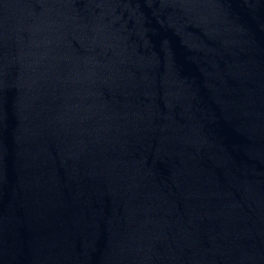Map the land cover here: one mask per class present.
<instances>
[{
	"label": "water",
	"instance_id": "obj_1",
	"mask_svg": "<svg viewBox=\"0 0 264 264\" xmlns=\"http://www.w3.org/2000/svg\"><path fill=\"white\" fill-rule=\"evenodd\" d=\"M0 264H264V0H0Z\"/></svg>",
	"mask_w": 264,
	"mask_h": 264
}]
</instances>
